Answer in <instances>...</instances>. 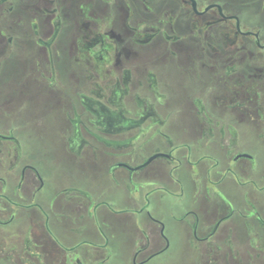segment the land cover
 Segmentation results:
<instances>
[{
  "label": "flooded vegetation",
  "instance_id": "obj_1",
  "mask_svg": "<svg viewBox=\"0 0 264 264\" xmlns=\"http://www.w3.org/2000/svg\"><path fill=\"white\" fill-rule=\"evenodd\" d=\"M38 105L113 200L50 186ZM113 209L132 264H264V0H0V264H105Z\"/></svg>",
  "mask_w": 264,
  "mask_h": 264
},
{
  "label": "rangeland",
  "instance_id": "obj_2",
  "mask_svg": "<svg viewBox=\"0 0 264 264\" xmlns=\"http://www.w3.org/2000/svg\"><path fill=\"white\" fill-rule=\"evenodd\" d=\"M36 107L41 113V121L36 128L37 136H35L36 138L32 137V139H37V153H41L47 159V167L45 168L50 170L48 175L45 176L50 186L59 187L62 185L73 184V186L78 188L87 189L93 195H97L99 194L98 192H101V198H104L105 200H113L112 197L115 194L114 191L116 187L113 186L109 176L102 169L88 167L84 171H81L70 165L67 155L58 149L60 144L58 115L53 112L49 106L45 108V105H38ZM31 115V117H33V111L31 112ZM32 121L34 122L33 119ZM35 126L36 125L32 123V130H34ZM136 216H138L137 213L130 211L120 212L113 209L109 210L106 216L110 222L105 224L101 221L102 227L110 236L109 247L111 253L105 264H132L133 233L130 220ZM165 221L168 225V220L165 219ZM63 229L59 231V236H67V231ZM100 239H95V244H98ZM171 242L173 244V250L172 252H169L171 255H158L142 264H178L179 256L178 252L175 250V244L177 242L175 237L171 239ZM97 244L92 245L91 249H98ZM76 249L81 252L84 249V246H78ZM99 258L100 257L98 256L91 262L94 263Z\"/></svg>",
  "mask_w": 264,
  "mask_h": 264
}]
</instances>
